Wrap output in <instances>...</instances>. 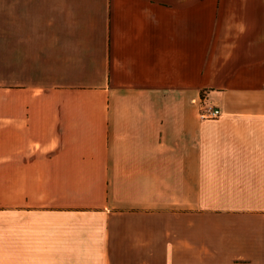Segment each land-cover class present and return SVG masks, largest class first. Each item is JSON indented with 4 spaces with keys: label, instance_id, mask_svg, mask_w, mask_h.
Here are the masks:
<instances>
[{
    "label": "crops",
    "instance_id": "obj_1",
    "mask_svg": "<svg viewBox=\"0 0 264 264\" xmlns=\"http://www.w3.org/2000/svg\"><path fill=\"white\" fill-rule=\"evenodd\" d=\"M0 264H264V0H0Z\"/></svg>",
    "mask_w": 264,
    "mask_h": 264
},
{
    "label": "built area",
    "instance_id": "obj_2",
    "mask_svg": "<svg viewBox=\"0 0 264 264\" xmlns=\"http://www.w3.org/2000/svg\"><path fill=\"white\" fill-rule=\"evenodd\" d=\"M199 105L201 106V111L199 112V116L202 119L216 118L221 114L219 108L205 102V97L203 96H201Z\"/></svg>",
    "mask_w": 264,
    "mask_h": 264
}]
</instances>
